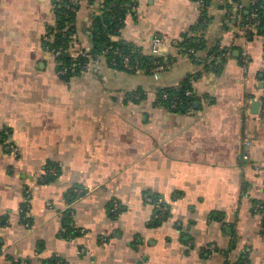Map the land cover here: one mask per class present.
<instances>
[{"label":"crops","instance_id":"obj_1","mask_svg":"<svg viewBox=\"0 0 264 264\" xmlns=\"http://www.w3.org/2000/svg\"><path fill=\"white\" fill-rule=\"evenodd\" d=\"M129 1L114 41L149 56L160 39L174 61L164 72L89 55L106 0H79L73 43L91 62L60 76L47 46L58 0H0V133L12 146L0 145V264H264V39L225 15L249 0H211L192 60L177 46L195 33V0ZM214 47L231 51L221 68ZM185 81L193 110L159 105ZM147 197L168 205L164 220Z\"/></svg>","mask_w":264,"mask_h":264},{"label":"built area","instance_id":"obj_2","mask_svg":"<svg viewBox=\"0 0 264 264\" xmlns=\"http://www.w3.org/2000/svg\"><path fill=\"white\" fill-rule=\"evenodd\" d=\"M63 1L64 0H58V3L62 4ZM68 1L72 5L70 11L72 13H75L76 6L79 3V0H68ZM195 2L199 8V14H200L199 18H201L203 15V9L205 8V0H195ZM114 4H115L114 0H110L109 7L114 6ZM256 4H257V0H251L252 13L250 17L247 19L248 22H246L245 27L243 29V35L245 38H248V36L251 35L252 30H254L256 26H259L261 24L264 25V15L263 16L260 15V13L255 10ZM242 10H243L242 7L236 8L232 6L226 10L225 15L229 20L234 19L236 21L237 20L239 21L242 18V14H241ZM69 24L70 26H73L74 22L72 21ZM206 32L207 30L205 29L204 30L199 29L196 30L195 33H193L190 37L194 38L193 39L194 43H198L199 40L206 37ZM65 35L66 34L64 33V36ZM115 36L116 35L108 34V40L103 44L102 51L100 54V56L107 59L109 65L112 66L113 68L118 69V67L120 66L122 68L121 70L134 74H138L145 71L160 73V72H164L169 67L170 64L174 63L173 60L171 61L161 60L162 58L164 59V57L162 53L163 45L160 39L155 38L153 40L148 62L144 63L141 60L142 55L144 54L142 50L139 48V46L132 44V48L130 50L128 51L121 50L117 48L114 44L118 42L120 43L121 42L128 43V42L123 40L114 41ZM69 39L72 43L67 48L60 47L59 50L55 52L57 56H62V55L69 56L71 61V63H69V66L59 68L58 74L60 76H66L69 74H78L87 71L89 69V62L86 60L87 54L79 47V45L73 43L74 35H69ZM177 49L179 50V52L183 57L189 58L191 60L195 59L198 54V51H196L194 47L188 48L186 50L180 45L177 46ZM230 56H231L230 50H226L220 47L219 54H211L209 55L207 60L210 63H213V65L221 68L223 67L226 59ZM241 63L243 69L245 71L248 70L249 53L246 46L241 51ZM186 96L194 97L193 91L192 90L187 91ZM142 97L143 96L140 93H134L130 96V99L140 100L142 99ZM158 103L162 107H167L170 108L171 110L177 111L181 106H183L184 102L182 99L179 98L178 95L170 96L168 92L162 90L158 95ZM192 103L193 102H189L187 104L188 111L193 110ZM245 144L249 146L250 141L246 139ZM244 159L248 160L249 155H245ZM55 172H56V168H52L49 170V174H55ZM146 200L148 202H152L156 206L157 212L154 217L155 220L156 221L164 220L166 218L167 213L169 212L168 205L162 200L154 201L150 197H147ZM119 208H120L119 204L116 203L114 206V210L118 211ZM261 209L262 208L258 205L255 207L254 211L255 213H260ZM226 260H227L226 264H234L231 255H227Z\"/></svg>","mask_w":264,"mask_h":264},{"label":"trees","instance_id":"obj_3","mask_svg":"<svg viewBox=\"0 0 264 264\" xmlns=\"http://www.w3.org/2000/svg\"><path fill=\"white\" fill-rule=\"evenodd\" d=\"M110 0H106V11L103 14V17L96 18L92 25H91V37L93 39V48L89 52V55L91 54L92 57L100 56L103 44L108 40V34L112 35H118L120 33V30L124 23V18L127 14V12L130 10V1L129 0H114V6L109 7ZM211 3V0H205V8L203 9V15L201 18H199L197 24L193 27V31L199 30V29H205L207 30L209 26V20L210 16L208 14V8ZM72 8V5L68 0H64L62 4H57L55 8V13L57 16V25L55 28H53L50 32V36L52 35V39L50 41H47V46L52 51L59 50L60 47L67 48L72 42L69 39V35H73L76 33V27L75 25L70 26V22L74 21L75 19V13H72L70 10ZM255 10L260 13V15H264V0H257V4L255 6ZM252 13V7H251V0L248 1L245 8H243L241 14L243 17V22L240 23L239 28H242V30L245 27L246 22H248V18L250 17ZM64 33L66 34L64 36ZM260 36L264 39V25H259L254 28L251 32V37L254 36ZM194 38H191L190 36H186L184 41L180 44L181 47L185 48L186 50L188 48L194 47L196 51H200L206 47V41L205 39H201L198 41V43L193 42ZM117 48L121 50L128 51L132 48L131 43H123L118 42L114 44ZM220 47H214L209 54H219ZM149 59V56L142 55V62L147 63ZM86 60L88 62H91L90 57H87ZM166 60V59H161ZM61 66L65 67L69 66V63H71L69 56L62 55L60 58ZM118 69H122L120 66ZM76 74H69L64 76L65 78H70L71 76ZM166 92L170 94V96L178 95L180 99L183 100V106H181L177 111L180 112H186L187 110V104L189 102L192 103V107H195V101L197 98L186 96V92L189 90H192V86L190 81H185L182 84H179L178 87H170L167 89H164ZM53 166L50 165L49 168L51 169ZM56 167V166H55ZM48 170V171H49ZM58 170V168H57ZM53 176L49 174V179ZM168 215V213H167ZM166 215V217H167ZM237 264H244L243 259H239Z\"/></svg>","mask_w":264,"mask_h":264},{"label":"rangeland","instance_id":"obj_4","mask_svg":"<svg viewBox=\"0 0 264 264\" xmlns=\"http://www.w3.org/2000/svg\"><path fill=\"white\" fill-rule=\"evenodd\" d=\"M6 142H7L6 136H4L3 133H0V145L3 147L6 146V148L11 150V148H12L11 144H9L8 142L6 143ZM52 166L55 167L54 165H52Z\"/></svg>","mask_w":264,"mask_h":264},{"label":"water","instance_id":"obj_5","mask_svg":"<svg viewBox=\"0 0 264 264\" xmlns=\"http://www.w3.org/2000/svg\"><path fill=\"white\" fill-rule=\"evenodd\" d=\"M196 106H199V103H197ZM258 106H259V103L258 102H255L254 103L255 112L257 111Z\"/></svg>","mask_w":264,"mask_h":264}]
</instances>
